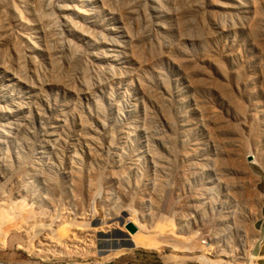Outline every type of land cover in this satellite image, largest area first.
<instances>
[{
  "label": "rangeland",
  "instance_id": "obj_1",
  "mask_svg": "<svg viewBox=\"0 0 264 264\" xmlns=\"http://www.w3.org/2000/svg\"><path fill=\"white\" fill-rule=\"evenodd\" d=\"M4 213L0 264H264V0H0Z\"/></svg>",
  "mask_w": 264,
  "mask_h": 264
},
{
  "label": "bare ground",
  "instance_id": "obj_2",
  "mask_svg": "<svg viewBox=\"0 0 264 264\" xmlns=\"http://www.w3.org/2000/svg\"><path fill=\"white\" fill-rule=\"evenodd\" d=\"M253 156H255V155H252V159L254 160L255 159V157H253ZM260 157V156H259ZM251 159V160H252ZM231 185V184H230ZM234 189V188H233ZM22 205V204H21ZM20 205V206H21ZM18 207V206H17ZM22 207V206H21ZM11 208V207H10ZM26 208V207H25ZM9 209V208H8ZM14 209V208H13ZM19 209V208H18ZM23 209V208H22ZM22 209H21V211H22ZM20 210V209H19ZM15 211H16V209H15ZM18 211V210H17ZM26 211V210H25ZM28 211V210H27ZM23 212V211H22ZM21 212V213H22ZM7 213V212H6ZM10 213V212H9ZM9 213H7V214H9ZM26 213V212H25ZM3 214V213H2ZM2 214H0V224L2 223L3 224V222H4V220L5 221H7V220H9V216L6 218V214H5V218L4 217H1L2 216ZM12 214V213H11ZM22 214H24V213H22ZM28 214V213H27ZM26 214V215H27ZM29 215V214H28ZM27 215V216H28ZM240 215V214H239ZM25 216V215H24ZM237 216V215H236ZM11 217V216H10ZM26 217V216H25ZM3 218V219H2ZM246 218V217H245ZM2 220H3V222H2ZM238 221V220H237ZM237 224V223H236ZM3 226V225H2ZM250 226V225H249ZM241 227V226H240ZM243 227V226H242ZM214 236V235H213ZM59 237V236H58ZM247 251V250H246ZM248 255V254H247ZM251 256V255H250ZM199 258H200V260L202 261V262H204L205 264H224V262L223 261H221V260H219V259H211V258H209V257H207V256H204V255H201V256H199ZM249 261H250V259H249ZM249 264V263H248Z\"/></svg>",
  "mask_w": 264,
  "mask_h": 264
},
{
  "label": "water",
  "instance_id": "obj_3",
  "mask_svg": "<svg viewBox=\"0 0 264 264\" xmlns=\"http://www.w3.org/2000/svg\"><path fill=\"white\" fill-rule=\"evenodd\" d=\"M126 228H127L129 231H133V230H134L132 224H127V225H126Z\"/></svg>",
  "mask_w": 264,
  "mask_h": 264
},
{
  "label": "crops",
  "instance_id": "obj_4",
  "mask_svg": "<svg viewBox=\"0 0 264 264\" xmlns=\"http://www.w3.org/2000/svg\"><path fill=\"white\" fill-rule=\"evenodd\" d=\"M261 252H262V255L264 256V244H263V246L261 248Z\"/></svg>",
  "mask_w": 264,
  "mask_h": 264
}]
</instances>
